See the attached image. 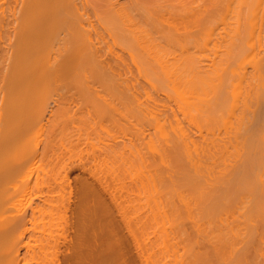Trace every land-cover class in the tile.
Masks as SVG:
<instances>
[{
    "label": "bare ground",
    "instance_id": "bare-ground-1",
    "mask_svg": "<svg viewBox=\"0 0 264 264\" xmlns=\"http://www.w3.org/2000/svg\"><path fill=\"white\" fill-rule=\"evenodd\" d=\"M250 6L259 17L241 26ZM220 9L238 17L220 20L222 31L210 26ZM74 168L101 188L81 175L71 185ZM123 193L174 232L188 218L204 240L207 249L176 256L166 226L160 254L175 258L165 264L254 263L246 250L264 239V0H0V264H132L120 244L87 246L96 211L115 237L141 214L129 213L139 204L125 212ZM141 242L138 263L156 264Z\"/></svg>",
    "mask_w": 264,
    "mask_h": 264
},
{
    "label": "rangeland",
    "instance_id": "rangeland-1",
    "mask_svg": "<svg viewBox=\"0 0 264 264\" xmlns=\"http://www.w3.org/2000/svg\"><path fill=\"white\" fill-rule=\"evenodd\" d=\"M251 7H252V6L247 7V8H246V7H244V8L241 7V9H239V10H240V11H239L240 14L244 11L243 14H241V15L239 16V19H241V26H243V23L245 22L244 19H246V24L244 23V25H246V26H248V25H247L248 23H251V24H252L253 21H255V20L257 21V19H258V17H259V12H258V10H257V12H258V16H257V19L254 20L252 17L256 18L255 15H257V13L255 14L256 10H255L253 7H252V10H251V9H248V8H251ZM253 9H254V11H253ZM220 10H221V12H220V11H216V14H215V12H214L215 16H213V14H211L214 18L211 17V18L213 19V21H212V19L210 18V19H211V21H210V24H211V25H210V26H212V25H214V26H216V27L219 26V25H220V26H223V22H220V20H221V21L224 20L225 23H226L229 19H231L230 15H231L232 18H234V19H236V17H237L236 15L234 16V13H233L234 11L229 12V14H228V12L226 13V11H225L224 9H220ZM248 10H249V11H248ZM241 11H242V12H241ZM245 11H246V14H245ZM252 11H253V13H252ZM217 12H218V13H217ZM222 12H223V14H222ZM235 12H238V11H235ZM250 12H251V14H250ZM218 14H219V15H218ZM220 14H221V16H220ZM235 14H237V13H235ZM211 15H210V16H211ZM217 15H218V16H217ZM222 15H223V16H222ZM228 15H229V16H228ZM238 15H239V14H238ZM245 15H246V17H248V19H249V16L251 15V18H252L251 22H248V23H247V18L244 17ZM252 15H253V16H252ZM205 16H206V15H205ZM233 16H234V17H233ZM222 17H224V18H222ZM227 17H228V20L226 19ZM229 17H230V18H229ZM241 17H242V18H241ZM203 19H204V16L202 15V19H201V21H202ZM205 19H207V18H205ZM215 19H216V20H215ZM217 19H219V21H218ZM225 19H226L227 21H226ZM208 20H209V19H208ZM237 20H238V17H237ZM249 20H250V19H249ZM249 20H248V21H249ZM243 21H244V22H243ZM203 22H204L206 25H207V24L209 25V22L207 23V20H206V22H205V20L202 21V22H200V24L202 25ZM228 22L231 23V22H232V19H231V21L229 20ZM233 22H234V21H233ZM233 22H232V24H233ZM212 23H216V24L218 23V24L215 25V24H212ZM221 23H222V25H221ZM201 25H200V27H201ZM224 25H225V24H224ZM233 25H234V24H233ZM220 26L217 27V30H218V31H222V30H223V29L219 30V29L221 28ZM229 26H232V25L230 24ZM202 27H203V26H202ZM208 27H209V26H208ZM223 27H224V26H223ZM205 28H207V27H204V29H205ZM224 28H225V27H224ZM203 33H204V31H203ZM199 35H201V34L199 33ZM200 37H202V36H200ZM200 37H199V39H200ZM225 41H227V39H226V40H225V39H224V40L221 39V40H220V43L225 42ZM200 42H202V40H201ZM245 43H246V42H245ZM200 45H201V44H200ZM220 45H221V48L223 49V47H222L223 44H219L218 47H217V50H216V51H218V48L220 47ZM207 47H208V45H207ZM210 47H211V46H210ZM210 47H208V48H205V47H204L205 50H202V49H204V48H203V46H202V48H201V46H200V48H201V53H200L201 56H203L207 51H211ZM242 47H243V46H242ZM244 47H245V48H246V47L249 48L247 45H244ZM200 48H198V50H197L198 52H199V49H200ZM214 48H216V46L212 47V49H214ZM247 48H246V49H247ZM207 49H208V50H207ZM219 49H220V48H219ZM242 50H244V48H242ZM252 50H253V49H252ZM252 50H251V52H247V53H245V56H246V54H247V57L253 55ZM197 51H196V52H197ZM245 51H246V50H244V52H245ZM218 52L221 53V52H223V51L219 50ZM253 52H254V51H253ZM220 53H219V54H220ZM240 53H242L241 56L243 57V54H244V53H243V52H240ZM248 53H252V54H248ZM200 54L198 53V55H200ZM207 54L209 55L208 52L206 53V55H207ZM217 57H219V56H217ZM220 57H222V53H221V56H220ZM239 58H241V57L239 56ZM241 59H242V58H241ZM247 68H249L248 65H247ZM161 92H162V91H161ZM161 92H159V94H158V92H157L156 94H155V93H152V94L154 95L153 98H155V97H156L155 95H157V98H156L157 100L162 99V97H163V99H164L165 97H164L163 93L160 94ZM164 94H165V93H164ZM153 95H152V96H153ZM150 96H151V95H150ZM152 96H151V97H152ZM151 97H150V98H151ZM158 97H159V99H158ZM150 98H149V99H150ZM140 99L142 100V99H144V97L142 98V96H141ZM151 99H152V98H151ZM120 101L123 102V103L125 102V101H123V99H122V100L120 99ZM152 101H153V100H152ZM149 102L151 103V100H150ZM123 103H122V105H123ZM124 105H125V110H126V108L128 107V106H127V103L125 102ZM124 105H123V106H124ZM126 106H127V107H126ZM129 109H130V108H129ZM127 112H128V111H127ZM127 112H126V114H128ZM129 113H130L129 115L131 116L132 120H134V119L136 120V118H138V116H139L136 112L131 111V110H130ZM129 115H126V116H127L126 118L128 119V121L126 120V122L129 123V121H131L130 123L133 122V124H135V122L132 121L131 118H128ZM132 115H134V116H132ZM135 117H136V118H135ZM138 119H139V118H138ZM121 120H124V119H121ZM140 120H141V121H140ZM139 121H140V122H139ZM142 121H143L142 119H139V120H136V123L138 122V123L140 124ZM121 122H122V121H121ZM142 123H143V122H142ZM142 123H141V124H142ZM114 124L117 125V123H114ZM127 125H128V124H127ZM120 126H121V124H120ZM122 126H123V125H122ZM136 126H137V125H136ZM123 127H124V126H123ZM138 127H139V125H138ZM113 128H116V126H114ZM125 128H126V127H125ZM125 128H124V129H125ZM117 130H118V129H117ZM114 131H116V129H114ZM119 131H120V130L116 131L115 134H113V136L117 135V137L119 138V140H121V138H123V137H121V133H122V131H124V130H121V133H120ZM125 131H126V129H125ZM100 132H101V131H100ZM100 132H99L100 136H97V134H94V135H96L97 137H95V136L92 135L93 138L90 139V140H91V141H92V140L94 141V139H95L94 144L92 143L93 141L91 142L92 145H97V144L101 145V144H100L101 142H99V141L103 140V139H102V135H103L104 133H100ZM112 133H114V132H112ZM99 134H98V135H99ZM119 134H120V135H119ZM122 134H123V133H122ZM117 137H116V139H118ZM132 138H134V136H133ZM135 138H137V139L139 140V142H142V140H141L142 138H139V137H136V136H135ZM104 140H105V139H104ZM112 140H113V138H112ZM119 140H117V141H119ZM126 140H127V139H126ZM140 140H141V141H140ZM97 141H98V143H96ZM104 142H105V141H104ZM91 144H90V145H91ZM92 145H91V148H90V146L88 145V147H89L88 149H90V150L93 149V148H92ZM142 145H145V144H143V142H142ZM142 147H143V146H142ZM76 161H77V160H76ZM88 161H89V162H87V161L85 162V166H88V167H89V166H90V160H88ZM74 163L76 164V163H78V162H74ZM102 168H103V167H102ZM102 168H101V169H102ZM101 169H100V170H101ZM81 170H82L81 168H79V169H78V168H77V169L74 168V169L70 172V174H69V179H71V180L73 181L75 178H77V175H78V177L81 175L80 177H82V179L84 178V180H87V181H89V182L94 180L90 175H88L89 172H88L87 170H86V171H81ZM132 170L134 171V168H133ZM104 171H106V170H105V169H102L101 172H102L103 175H101V176H102V177L106 176V177H107V180H108V177H110V176H108V174L105 175V172H104ZM103 172H104V173H103ZM131 172H132V171H131ZM134 173H136V175H137V173H138V168H137V171L135 170ZM134 173H133V174H134ZM133 174H132V175H133ZM127 175H128V174H126V179H127V181H129L130 178L128 177V178H129V179H128V178H127ZM72 176H73V177H72ZM128 176L131 177V173H129ZM78 179H79V178H78ZM80 180H81V179H80ZM109 180H111V181H109ZM109 180L107 181V182H108V185H109V187L113 188V187H114L113 183H114L115 181H113V180L111 179V177H110ZM123 180L125 181V178H124ZM99 182H100V183H99ZM99 182H98V181H93L92 183H94V186H95V184L98 185V186H100L101 181H99ZM111 182H112V183H111ZM125 182H126V181H125ZM72 183H73V184H72ZM76 184H77V182H76ZM76 184H75V181L71 182V185H76ZM110 184H111V186H110ZM125 184L127 185L128 182H126ZM130 185H131V183H130ZM98 186H97V187L95 186V187L98 188ZM112 186H113V187H112ZM128 186H129V184H128ZM132 186H133V184H132ZM99 188H101V186H100ZM114 188H115V187H114ZM114 188H113V189H114ZM116 191H117V189H116ZM136 192H137V191L134 192V193L136 194V197H139V198H140V196H142V195H140V196L138 195V196H137V193H136ZM118 193H119V192H118ZM132 193H133V192H132ZM130 195L132 196V194H130ZM130 195H129V197H130L131 199H132V198L134 199V197H133V196L131 197ZM133 195H134V194H133ZM129 197H128V198L125 197V200H126V199L129 200V201L127 200V201H128L127 203H128L129 205L126 203V201H125V203H126L127 207H126V205L124 206V205L122 204L124 207H126L125 212H126L127 214H128V211H129L130 207H132V206H134V205H136V204L138 205L139 203L142 204V202H138V200H136L137 203L135 204V202H133V201H135V200H133V201H132V202H133V205H131L132 202H131V200L129 199ZM139 198H138V199H139ZM33 199H34V201L31 203V205H34L36 202H39V201H40L39 199H36V198H32V200H33ZM106 200H108V199H106ZM121 200H122L121 202H123V200H124V193H123V199L121 198ZM142 200H143V198H142ZM139 201H141V198L139 199ZM92 202H93V201L90 202V205L92 204ZM123 203H124V202H123ZM125 203H124V204H125ZM104 204H105V203H104ZM140 204L138 205V207L140 206ZM137 205H136V206H137ZM128 206H130V207L128 208ZM141 206H142V205H141ZM106 207H107V209H108V207H109V203L103 205V208H106ZM134 207H135V206H134ZM138 207H137V209H136V207H135L136 210H134V209L131 210V209L133 208V207H132V208L130 209V212H129V213L132 214V213L134 212L133 215H134L135 213L137 214L138 212H136V211H139V210H140V207H139V208H138ZM98 208L101 210L100 207H98ZM110 208H112V207H110ZM127 208H128V209H127ZM112 209H114V208H112ZM126 210H127V211H126ZM131 211H133V212H131ZM140 211H141V214L138 213V215H137L136 217H135V215H134V217H135V221H134V218L131 217V218H132V221H131V222H132V225H131V222H128V221L130 220V217H129V220H126V219H125V220H126L125 225L122 226V224H121V225L119 226V228L121 227V229L119 230L120 232L118 231V234H117L118 237H115L116 234H115L114 236H112V235H111V232H112V234H114V232H113L112 230H110V227H109L108 225H107V226H108L109 228L106 226V224H108V222H107L108 219H107V218H104V217H105L104 215H106V214L101 215V214H103L102 212H101V214H100V212L96 211V212H97V216H98V214H99V217L96 216L97 220L95 219V223H96L97 226L95 225V223H93V224H94V227H93V225H91V228L89 229V240H90L91 243H90L89 240H88V245H87L88 248L91 249V247H93V248L95 249V247H96V249H97V248H98V249L100 248V251H101V248L104 247V248H102V250H103L104 252H107L108 250H110V248L112 249L113 246H114V249H116V248L118 249V246L121 247L120 245H122V246H123L122 248H124V250L126 251V256L129 255V256H131L130 258L133 257V259H136V261L134 260V262H136V264L138 263V259L140 258V256H142V254H141V255L138 257V255L140 254V253H139V252H140V248L138 247V245L136 246V244H138V242H140L141 239H142V242H141V243H143V241H146L147 239L149 240V241L147 240L145 243H143L144 245L141 244V243H140L141 246L139 245L140 247H142L141 249H143V250L145 251V255H146V257L144 256L145 259L147 258L148 252H150V251L152 250V251H154V257H153V258H154V260H156V261H155L156 264H165L166 262H168V258H169V260H170V256H171V259H172V257H173V259L175 258V256H172V255H174V253H173L172 255H169V257L166 256V253H167V252L165 253V256H163V255L160 254V253H161V249H162V248H166V246H167V245H166V246H163L164 243H165V244H170V245L167 246V247L170 249V246H172V243H171V242H173V245H174V248H173V249H177V250L175 251V255H176V254L178 255V254H181V253L185 252L186 249H187V251H189V250L191 251V250H194V249L196 248L195 250L203 251V250H200V249L203 248V247H202L203 245H204V249H207V248L205 247V244H201V243H205V242H202V241H204V240H202V238H200V239L198 240V237H197V236L195 237L196 234L193 233L191 226H189V224L192 225V224H191L192 222L189 221L188 218H187V219L185 218V220H184L183 217L179 218V219H180V224H179V225L181 226V228H180L179 226H178V227H179V232L181 233V234H180V233L178 232V230H177L178 228H176V226L174 225V223H175L176 225H178V221H176V220H178V219H176L175 221L173 220L174 223H173V221L171 222V223H173V224H172L173 227H175V229H176V231H175L176 233H175V232H174V228L172 229V226H170V223H168V225H167V223H166V225H165L164 222H161L162 220H160V219H158L159 222L157 221V219H154L155 222L157 221V222H156L157 224H154V222H151V221H154V220L150 219V217L148 216V211H144L143 206L141 207V210H140ZM126 213H125V214H126ZM145 214L147 215L146 217H145ZM133 215H132V216H133ZM141 215L144 217L143 219H141V218H142ZM129 216H131V215H129ZM138 216H139L140 218H139ZM100 217H102V218H100ZM106 217H107V216H106ZM127 217H128V216H127ZM137 217H138L140 220H139V219L137 220ZM148 217H149V219H150L151 221L148 219ZM155 217L158 218L157 216H155ZM98 218H99V220H101V221L104 219V220L102 221L103 223H101V222L98 220ZM145 219H146V222H145ZM183 220H184V221H183ZM97 221L100 222L101 224H100V223L98 224ZM138 221H139V223H138ZM142 221H143L144 223H142ZM135 222H137V223H135ZM105 223H106V224H105ZM128 223H130V224H128ZM146 223H147V225H146ZM150 223H151V224H150ZM160 223H161V225H160ZM127 224H128L127 227H128V228L130 227V229H128V230H127V227H126V229H125V226H126ZM181 224H182V225H181ZM184 224H185V225H184ZM98 225H99V226H98ZM111 225H112V224H111ZM151 225H152V226H151ZM157 225H158V228H157ZM163 225H164V226H163ZM102 226H103V227L106 226V229H105V228H102ZM137 226H138V227H137ZM141 226H142V228H141ZM146 226H147V228H146ZM159 226H160V227H159ZM166 226L169 228L168 233L170 234V236H169V240L167 239V241H166V242L164 241V243L162 244V241H161V240L163 239V237H162V239H161V237L158 239V235H156V234H160V236H161V233L164 231V229H166ZM184 226H185V228H183ZM186 226H189V227H186ZM96 227H97V228L99 227V228H102V229L99 230V228H98V230H96V229H97ZM112 227H113V226H112ZM112 227H111V229H112ZM122 227H123L124 229H123ZM132 227H133V229H134L135 227H136L137 229L135 228L134 230H131ZM148 227H149V228H148ZM161 227H165V228H161ZM93 228H94V230H95L94 232H93ZM95 228H96V229H95ZM119 228H118V229H119ZM143 228H144V229H143ZM160 228H161V230H160ZM168 228H167V229H168ZM104 229H105L106 231H103ZM140 229H141V231H142L141 234H142L143 236H141L140 233H137V232L140 231ZM162 229H163V230H162ZM167 229H166V230H167ZM189 229H190V232H189ZM101 230H102V231H101ZM124 230H125V231H124ZM135 230H136V232H135ZM138 230H139V231H138ZM151 230H152V231H151ZM157 230H158V232H157ZM171 230H172V233L174 232V233H173V236H175V237L171 236V234H172V233H171ZM91 231H92V232H91ZM96 231H99V232H100V233H98V234H100V236L97 235ZM108 231H109V236H110V237H108V234H107ZM110 231H111V232H110ZM127 231H128V232H127ZM129 231H130V233H133V235L136 234V236H137V234H138L137 237L139 238V240H138V241L136 240V243H135V240H134L135 238L132 239L133 237H132V235H130ZM133 231H134L135 233H134ZM153 231H154L155 234H152ZM159 231H160V232H159ZM169 231H170V232H169ZM186 231L189 232V233H187ZM102 232H103L104 234H103ZM143 232H146L147 234H146V233H143ZM177 232H178V233H177ZM95 233H96V234H95ZM101 233H102V234H101ZM163 233H165V231H164ZM91 234H92V235H91ZM179 234H180V235H179ZM182 234H183L184 236H183ZM194 234H195V235H194ZM106 235H107V236H106ZM128 235H129V236H128ZM192 235H193V237H192ZM27 236H28V235H26V238H24L25 240H27ZM111 236H112V237H111ZM136 236H135V237H136ZM140 236H141V238H140ZM91 237H92V238H91ZM98 237L100 238V240H99ZM103 237H104V238H103ZM142 237H143V238H142ZM144 237H145V238H144ZM146 237H147V239H146ZM199 237H200V236H199ZM107 238H108V239H107ZM111 238L114 239V241H115L116 244L112 242L113 240H112ZM118 238H119V239H118ZM121 238H123V241L121 240ZM149 238H150V239H149ZM167 238H168V237H167ZM180 238H181V239H180ZM187 238H189L190 241H189V239H187ZM255 238H256V240H255ZM115 239H116V240H115ZM178 239H179V240H178ZM91 240H93V241H91ZM96 240H97V242H96ZM109 240H110V241H109ZM117 240H119V241H117ZM120 240H121V242H120ZM127 240H128V241H127ZM133 240H134V241H133ZM185 240H186L187 242H186ZM195 240H197L198 243H197V241H196V243H195ZM98 241H100V244H99ZM116 241H117V242H116ZM158 241H159V242H158ZM176 241H177V243H176ZM178 241H179V242H178ZM184 241H185V242H184ZM253 241H254V242L252 243V244H254V245H252L253 248L250 247L249 249L246 250V253H248V255L246 254V258H247L248 260L251 259V262H254V263H252V264H262V263L264 264V253H263V252H264V247H263V246H264V244H263V243H264V242H263L264 239H263V241H262V240H260L259 238H257V235H256V236L253 237ZM258 241H260V243H259ZM95 242H96L98 245H100L101 247L98 246ZM103 242H104V243L107 242L106 245H105V244H102ZM149 242H151V243H149ZM168 242H169V243H168ZM191 242H192V243H191ZM262 242H263V243H262ZM109 243H110V244H109ZM112 243H113V244H112ZM117 243H118V244H117ZM125 243H126V244H125ZM146 243H147V244H146ZM152 243H153V245H152ZM174 243H175V244H174ZM183 243H184V245H182ZM185 243H186L187 245H189V246L185 245ZM194 243H195L196 245H194ZM199 243H200V244H199ZM256 243H257V244H256ZM261 243H262V244H261ZM101 244H102V245H101ZM119 244H120V245H119ZM145 244H146V245H145ZM149 244L151 245V247H150ZM192 244H193V246H192ZM258 244H261V245H258ZM93 245H94V246H93ZM131 245H132V246H131ZM178 245H179V246H178ZM181 245H182V246H181ZM240 245H242V244H240ZM262 245H263V246H262ZM111 246H112V247H111ZM143 246H144L145 248H143ZM148 246H149V247H148ZM162 246H163V247H162ZM184 246H187V247H184ZM194 246H195V247H194ZM198 246H199V247H198ZM137 247H138L139 252L137 251ZM152 247H153V248H152ZM156 247H158V248H156ZM179 247H180V248H179ZM189 247H190V249H189ZM254 247H256V250H257V251H258L259 249H261V250H259V251L257 252L258 254L255 253V248H254ZM108 248H109V249H108ZM122 248H119V252H120V251H121V252H122V251L125 252ZM148 248H149V249L152 248V249H150V250H146V249H148ZM120 249H122V250H120ZM154 249H155V250H154ZM171 249H172V248H171ZM171 249H170L169 251H171ZM181 249H182V251H181ZM262 249H263V250H262ZM135 250H136V251H135ZM133 251H134V252H133ZM144 251H143V252H144ZM147 251H148V252H147ZM157 251H158V252H157ZM187 251H186L185 257H186V255H187V253H188ZM180 252H181V253H180ZM261 252H262L263 254H261ZM130 253H131L133 256H132ZM253 253H254V254H253ZM259 253H260V254H259ZM137 254H138V255H137ZM157 254H158V255H157ZM159 254H160V255H159ZM183 254H184V253H183ZM177 255H176V256H177ZM135 256H137L138 258H136ZM157 256H158V257H157ZM161 256H163L164 258H163V257L161 258ZM255 256H256V257H255ZM134 257H135V258H134ZM189 257H190V256H189ZM250 257H251V258H250ZM252 257H254L255 259L252 258ZM142 258H143V256H142L140 259H142ZM165 258H166V259H165ZM95 259H96V257H95V258H94V257H93V258L91 257V258L89 259V261H88V262H90L89 264H95V262H96ZM100 259H101V258H100ZM119 259H121V258H119ZM128 259H129V258H128ZM159 259H160V260H159ZM252 259H253L254 261H253ZM165 260H167V261L165 262ZM190 260H191V259H190ZM91 261H92V263H91ZM132 261H133V260H132ZM139 261H140V260H139ZM142 261H144V260H141V263H138V264H142ZM256 261H257V263H256ZM119 262L121 263L122 261L119 260ZM129 262H130V261L128 260L127 264H129ZM134 262H132V264H133ZM144 262H146V261H144ZM144 262H143V264H145ZM157 262H158V263H157ZM130 263H131V262H130ZM102 264H103V263H102ZM118 264H119V263H118ZM134 264H135V263H134ZM148 264H151L150 261L148 262Z\"/></svg>",
    "mask_w": 264,
    "mask_h": 264
}]
</instances>
